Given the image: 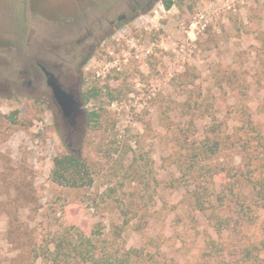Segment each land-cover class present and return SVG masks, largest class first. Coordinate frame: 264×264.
I'll list each match as a JSON object with an SVG mask.
<instances>
[{
	"label": "rangeland",
	"instance_id": "1",
	"mask_svg": "<svg viewBox=\"0 0 264 264\" xmlns=\"http://www.w3.org/2000/svg\"><path fill=\"white\" fill-rule=\"evenodd\" d=\"M141 1L0 0V264H73L86 249L120 261L139 250L125 264H234L245 261L234 247L249 246L264 259V210L236 203L237 215H260L237 233L233 195L250 198L246 177L234 190L243 150L264 166V0H173L170 10ZM200 10L212 21L191 40L183 26ZM42 61L78 74L82 100L97 93L82 114L64 116L45 84L36 90L28 67ZM188 102L217 120L206 115L188 129ZM93 110L101 120L91 126ZM14 111L17 125L2 117ZM211 126L234 147L196 164L192 176L176 136L204 139ZM66 153L94 169L92 187L52 183L53 160ZM195 178L224 184L218 219L192 205ZM14 182L30 203L16 205Z\"/></svg>",
	"mask_w": 264,
	"mask_h": 264
},
{
	"label": "trees",
	"instance_id": "2",
	"mask_svg": "<svg viewBox=\"0 0 264 264\" xmlns=\"http://www.w3.org/2000/svg\"><path fill=\"white\" fill-rule=\"evenodd\" d=\"M183 1V0H180ZM163 4L166 10H170L172 6L174 5L173 0H163ZM97 96V93H94V91L88 90L84 92L83 94V103L85 105H88L92 99H95ZM112 100L115 98L112 97ZM184 109L182 111L183 118L186 120L185 124L188 129L195 128L196 121L200 118H204L206 115L212 118V120L215 122L217 119L216 117L210 112V108L203 104V103H185L183 105ZM7 122H10L11 125H17L19 123L18 120V112L14 111L11 112L9 115L2 116ZM88 120L89 125L94 126L99 123L101 120V114L97 110L90 111L88 113ZM250 126H254L252 121H249ZM206 135L204 139H198L196 137L191 138L190 135H184V134H177L176 137L178 142L184 143L186 151L189 153V160H190V166L186 169L189 170L190 175L193 176V173L191 171L194 170L196 167V164H200L204 160H210L213 159V157H216L222 150L230 149L231 146L234 147L233 144H229L232 142V137L230 135L224 134L222 131L219 132V129L215 126H211L206 129ZM261 137L263 133L260 132L259 134ZM183 136V137H182ZM258 136V135H257ZM185 137V138H184ZM259 137V136H258ZM264 139V138H259ZM244 151V161H243V167L237 171H240L239 174L236 176L234 175V178L236 181L234 182V190L235 187L238 186L241 183V179L243 177H246V180L250 184V198L242 197L238 198L237 194H233L232 189L230 192L234 195V231L239 233L240 230H238V223L239 226H242L241 223H253L257 221L260 217V215L257 213L253 216L248 215L247 218L241 217L240 215L236 214L237 208H235V204L238 203V207L242 210H252L253 207L256 208L257 211L264 210V166H260L261 160H255L253 158V154L250 152H247V150ZM262 155V154H259ZM182 159L184 161L188 160L186 159V156H182ZM262 158L264 159V153ZM261 159V158H260ZM180 170L183 171V176L188 178L189 172L187 173L183 167L179 164ZM233 170H236V168L233 166L229 168L228 170H219L213 173V175L216 177L217 175H221L223 173L232 172ZM245 172L248 173V175H245ZM210 174V173H209ZM195 175V174H194ZM213 176V177H214ZM192 179V177H189ZM191 180V183H194L193 190L188 189V195H190V201L192 205H194L196 208H198L202 212H206L209 210H213L212 214L210 216L211 220L218 219V213L217 212V206H223L227 204L228 197L225 198V187L223 189V185H221V189H216V182L213 183L212 187H209V184L200 182L199 180ZM212 179V178H211ZM50 180L52 183L69 189H86L92 187L95 180V172L94 169L84 160L80 159L79 157L73 155V154H60L56 156L53 160V168L51 170L50 174ZM196 181V182H195ZM11 187L15 189V191L18 193L17 195H20V197H17L15 200L16 205L20 207L24 202L30 203L31 200L28 196V193L24 187H20L19 183L14 182ZM206 192V194H204ZM244 210V211H245ZM80 239H83L81 236ZM91 239H88V242H90ZM85 245L78 246L75 248L76 250L82 249ZM264 248V243L263 246ZM86 248V247H85ZM261 251L256 246H249V247H242L237 248L234 247V251L236 253H242L243 257H245V261L239 262V260H234V264H249L250 262L247 260H253L254 264H264V259L260 257V253H254V251ZM264 250V249H262ZM63 251V245L58 244L57 246V252ZM83 259L82 262H74L73 264H125L127 261H130L132 258V255L136 254V256H140L141 253H139V250H132L125 254L124 258L126 260H117L116 258L111 257H102L98 258L96 257V254L94 251H91L89 249H86L84 251H81ZM251 264V263H250Z\"/></svg>",
	"mask_w": 264,
	"mask_h": 264
},
{
	"label": "flooded vegetation",
	"instance_id": "3",
	"mask_svg": "<svg viewBox=\"0 0 264 264\" xmlns=\"http://www.w3.org/2000/svg\"><path fill=\"white\" fill-rule=\"evenodd\" d=\"M144 0L140 2V7L151 6L154 2L153 0H149L145 5H143ZM122 18V17H121ZM124 18V16H123ZM27 75L35 81L36 90L40 91L41 85H46L49 90H51L52 99L58 106L60 110L66 117L74 118L77 114H82L80 109H76L73 107L69 111L67 110L64 113L60 102L65 104L64 97L60 95H55L52 87H50V83L55 86H60L61 90L72 98L77 105L82 103V96L78 90V85L80 83V79L78 78V74L74 72H67L64 69L63 65H57L51 62H36L35 65L32 63L28 67ZM60 94V92H58Z\"/></svg>",
	"mask_w": 264,
	"mask_h": 264
},
{
	"label": "built area",
	"instance_id": "4",
	"mask_svg": "<svg viewBox=\"0 0 264 264\" xmlns=\"http://www.w3.org/2000/svg\"><path fill=\"white\" fill-rule=\"evenodd\" d=\"M231 8L230 6H227ZM212 19L206 10H200L195 17L189 21L186 26H183L186 34L191 40H197L208 29Z\"/></svg>",
	"mask_w": 264,
	"mask_h": 264
},
{
	"label": "water",
	"instance_id": "5",
	"mask_svg": "<svg viewBox=\"0 0 264 264\" xmlns=\"http://www.w3.org/2000/svg\"><path fill=\"white\" fill-rule=\"evenodd\" d=\"M50 87H52L55 95L57 94V95H60V96H63L64 97L65 104H63L62 102H60V105H61L62 109L64 110V113H66L67 110L69 111L73 107H75L76 109H80L81 110L80 107L83 106V102L80 105H77L72 98H70L68 95H66L61 90V87L60 86H55V85H52L50 83ZM58 92H60V94H58Z\"/></svg>",
	"mask_w": 264,
	"mask_h": 264
}]
</instances>
